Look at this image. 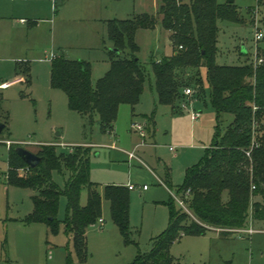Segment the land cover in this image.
Here are the masks:
<instances>
[{
	"label": "rangeland",
	"instance_id": "374dc122",
	"mask_svg": "<svg viewBox=\"0 0 264 264\" xmlns=\"http://www.w3.org/2000/svg\"><path fill=\"white\" fill-rule=\"evenodd\" d=\"M160 5L161 0H0V85L21 79L0 90V122L6 124L0 132V264H68L69 259L71 264H134L154 250L168 229L172 198H179L181 203L174 199V206L186 222L194 220L189 207L192 197L179 194V188L185 185L187 170L202 161L232 117L225 115L219 122L205 70H191L184 76L185 89L195 92L192 101L196 111H201L199 121L194 122L180 103L173 107L159 102L152 64L174 51L172 32L158 14ZM235 5L239 22L218 23L220 65H242L253 62L255 54L258 58L264 54V40L257 47L253 29L257 11L264 28L257 0H235ZM144 13L155 15L158 21L154 29L139 30L135 37L137 56L147 67L139 104L120 106L110 130L98 123L85 128L81 116L70 109L66 93L52 87L51 56L89 63L96 86L111 67L109 52L115 49L109 35L111 23ZM243 46L248 55L241 54ZM130 51L127 45L126 52ZM133 124L144 127V136ZM44 145H57L61 152L92 147L91 180L103 198L101 218L105 223L102 227L99 220L90 227L84 263L62 225L53 232L44 223L24 221L34 210V193L9 184L10 162L16 157L12 149L21 146L38 154ZM53 179L65 187L60 173L54 172ZM130 185L136 189L129 191V233L125 238L113 220L105 189ZM144 185L149 187L147 191L141 190ZM224 200L228 201L227 192ZM87 202L88 190H84L81 204ZM66 206L63 196L60 219L65 217ZM249 229L254 232L248 233ZM248 230L228 236L216 231L181 236L170 247L174 264H264V221L253 219Z\"/></svg>",
	"mask_w": 264,
	"mask_h": 264
},
{
	"label": "trees",
	"instance_id": "16d2710c",
	"mask_svg": "<svg viewBox=\"0 0 264 264\" xmlns=\"http://www.w3.org/2000/svg\"><path fill=\"white\" fill-rule=\"evenodd\" d=\"M257 4L264 14V0H257ZM237 11L235 3L221 4L218 0H161L158 14L163 16L165 28L172 32L174 51L152 64L159 102L173 107L181 104L187 86L186 72L204 69L209 98L219 122L225 115L232 120L202 161L187 170L185 185L179 188V194L190 192L189 207L194 220L186 222L172 198L168 229L156 241L154 250L140 256L134 264H174L170 247L181 236H202L208 231L228 236L248 230L253 219L264 221V61L256 67L250 61L237 66L220 65L217 61L218 23L239 22ZM157 21L155 15L144 13L111 23L109 35L118 52H109L110 70L96 86L89 63L64 57L53 60L52 87L66 93L70 109L81 116L85 128L98 123L110 130L120 106L134 108L139 104L147 82V67L137 56L135 37L139 30L154 29ZM127 45L130 52H126ZM261 57L264 60V54ZM58 147L41 146L37 155L42 161L37 168H31L12 149L17 158L11 159L8 181L34 193V210L24 221L44 223L53 232H58L62 225L79 261L84 263L88 260V231L102 219L103 207L98 185L91 180L92 147L77 146L70 152H61ZM27 168V173H19ZM54 172L64 176V188L54 181ZM166 177H171L169 168ZM173 188L170 186V190ZM84 190H88L86 205L81 204ZM129 191L120 186L105 189L113 220L125 238L129 233ZM63 196L67 206L65 217L60 219Z\"/></svg>",
	"mask_w": 264,
	"mask_h": 264
},
{
	"label": "built area",
	"instance_id": "2783aa9c",
	"mask_svg": "<svg viewBox=\"0 0 264 264\" xmlns=\"http://www.w3.org/2000/svg\"><path fill=\"white\" fill-rule=\"evenodd\" d=\"M259 20H260V14H259V11H257L256 12V27L253 28L255 30V40L257 42V47H258V44L264 40V28L262 27V25H261ZM257 47H256V50H257ZM254 56L255 57H254L253 64H254L255 67L263 63V61H264L263 58H258L257 54H255ZM55 59H56L55 55H52L51 58H50L51 61H53ZM8 86H9V84H6V83L5 84H1L0 85V90L2 88H6ZM194 96H195V92L193 91V89H191V88L185 89L184 90V99L181 102V109L188 111L191 114L192 120L194 122H197V121H199L201 119V111H196V109L193 107L192 98ZM133 128L136 129L137 131H139L142 136H144V127L142 125L133 124ZM171 151H173V149H171ZM248 156H250V153H248ZM131 157L142 161L135 154H131ZM135 189H136L135 186H133V185L129 186V190L130 191H133ZM148 189H149V187L147 185H144L141 188L142 191H147ZM187 194H190V192H187ZM174 199L179 201L178 197H175ZM179 203H181V202L179 201ZM99 222L102 224V227H103L104 223H105L104 220L100 219ZM253 232H254L253 229H249L248 230V233H250V234H252Z\"/></svg>",
	"mask_w": 264,
	"mask_h": 264
},
{
	"label": "water",
	"instance_id": "95a60500",
	"mask_svg": "<svg viewBox=\"0 0 264 264\" xmlns=\"http://www.w3.org/2000/svg\"><path fill=\"white\" fill-rule=\"evenodd\" d=\"M234 3L235 0H228V4H234ZM113 51L118 52V50L116 49H114ZM241 54L242 55L249 54V51L245 46L242 47ZM5 129H6V125L0 122V132L4 131ZM16 152L31 168H37L41 164L42 160L37 154L32 153L21 146L16 149Z\"/></svg>",
	"mask_w": 264,
	"mask_h": 264
},
{
	"label": "crops",
	"instance_id": "0c3cea01",
	"mask_svg": "<svg viewBox=\"0 0 264 264\" xmlns=\"http://www.w3.org/2000/svg\"><path fill=\"white\" fill-rule=\"evenodd\" d=\"M204 70V69H203ZM19 80H21V79H17V80H15V81H13V82H11V83H7V84H14L15 82H17V81H19ZM170 169V168H169ZM171 171V170H170Z\"/></svg>",
	"mask_w": 264,
	"mask_h": 264
}]
</instances>
